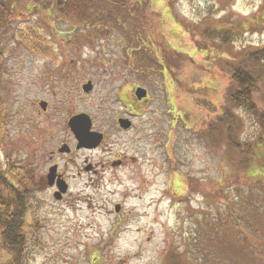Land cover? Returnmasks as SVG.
<instances>
[{
	"label": "rangeland",
	"instance_id": "obj_1",
	"mask_svg": "<svg viewBox=\"0 0 264 264\" xmlns=\"http://www.w3.org/2000/svg\"><path fill=\"white\" fill-rule=\"evenodd\" d=\"M64 1L52 16L46 1L19 15L18 30L2 38L0 170L14 181L12 172L45 171L54 161L68 187L60 199L59 189L29 194L23 264H161L171 250L193 257L195 238L198 250H211L208 264L230 261L217 241L205 242L208 226L229 232L225 203L236 200V187L243 195L251 180L263 184L264 172L233 169L198 129L225 101L229 67L264 46V0H81L80 15L63 14ZM204 25L229 29V42L204 38ZM156 34L176 50L169 69ZM259 66L254 98L264 111ZM135 85L146 100L135 99ZM234 111L241 139L253 140L257 119ZM78 113L105 135L97 146L76 148L68 121ZM120 117L132 120L129 131L119 128ZM61 143L70 151L59 153ZM10 259L0 239V264Z\"/></svg>",
	"mask_w": 264,
	"mask_h": 264
},
{
	"label": "trees",
	"instance_id": "obj_2",
	"mask_svg": "<svg viewBox=\"0 0 264 264\" xmlns=\"http://www.w3.org/2000/svg\"><path fill=\"white\" fill-rule=\"evenodd\" d=\"M63 3L65 9L63 14L80 15L83 13H80V6L83 4L81 0H65ZM35 32L31 29V36L38 40ZM230 34L227 28H216L209 25H204L201 33L207 39L217 38L219 44H227ZM161 35H155V43L166 58L164 67L169 69L167 55L176 50H173L171 44ZM36 44L31 48L36 49ZM178 57L182 56L178 55ZM242 59V61H237L236 65L230 66V70L228 69L224 103L209 110V114H214L213 118L203 122L204 125L198 130L206 146L217 151L221 160L233 169L238 171L245 169L246 166L250 168L256 165L255 168L264 172V111L258 110L254 98L261 82L262 69L259 65L264 62V46L244 53ZM239 109L251 114L259 123L260 131L251 141L241 139L243 120L237 111H234ZM1 110L3 108L0 103V126ZM250 161L252 162L249 163ZM23 172L20 169L12 172L11 175L14 178L12 181L0 170V239L2 247L11 255L8 264H23L25 253L26 241L23 226L27 198L30 194L27 189L30 180L23 177ZM250 182L245 185L246 193L243 195L239 194L243 185L234 189L235 193H238L234 200L238 199L237 203L234 201L225 203V217L221 222L223 225L230 221V224L228 222L230 231L223 232L222 226L214 221L208 226L205 242L209 239L215 240L219 243L221 250L231 253L230 261L220 259L219 264H264V183ZM244 221L247 223L246 228L243 225ZM199 241L196 242V238L194 240L195 254L193 257L180 258L183 250L179 252L171 250L164 253L161 264H197L202 257L205 258L204 264H208L206 258L211 250L209 251L205 245L198 250L199 244L196 243Z\"/></svg>",
	"mask_w": 264,
	"mask_h": 264
},
{
	"label": "flooded vegetation",
	"instance_id": "obj_3",
	"mask_svg": "<svg viewBox=\"0 0 264 264\" xmlns=\"http://www.w3.org/2000/svg\"><path fill=\"white\" fill-rule=\"evenodd\" d=\"M45 1H46V3L49 4V7H50L49 9H46L47 11H49V12H47V15L52 16V12H50V10L53 8V5H55L56 2L57 3L59 2V0H0V38H1L0 39V59H1V53L5 52V45H3V43L5 41L2 38H5V36H10V34H12V32H13V29H17L16 25L21 22L19 19V15L23 17L24 15L29 14L34 8L38 9L40 7L39 5H41V3L43 4ZM28 3H30V4H28ZM33 4L35 6H33ZM36 52L44 54V52L41 48H39ZM0 69H2L1 60H0ZM38 85L39 84H36L37 88H38ZM136 87H137V85L134 86V89ZM147 97H148V92H146L145 98H143L141 100H137V101L141 102L144 99L146 100ZM40 101H41V99L36 100L35 104H39ZM46 104H47V102H46ZM35 107H36L35 108L36 113L40 114L41 112L38 110L37 105H35ZM46 112H47V109L45 107V109L42 110V113H46ZM130 121L131 122H130V125L128 128H126V129H123L120 127L119 128L125 132L129 131L133 127L132 120H130ZM102 135H103V140H104L105 135L103 133H102ZM86 148H88V147H86ZM60 149H63L64 151L63 150L61 151ZM57 151L59 153H63V152L67 153L70 151V147H68L65 143H61L60 147L58 148ZM119 162L120 161H118V163ZM52 167H54V172H53L54 177L52 180L53 183L49 184L47 181V174L49 173V169ZM23 173H24L23 177L30 180V184H29V186H27V189L30 191L31 194L41 192L44 189H48L50 191V193L53 194L54 192H56L58 190L57 181L63 180L67 184L64 173L59 169V166L54 161H52L48 164L45 171L43 170V171L39 172L37 170H24ZM67 189H68V187H67ZM66 192L67 191H65L61 195V197Z\"/></svg>",
	"mask_w": 264,
	"mask_h": 264
},
{
	"label": "water",
	"instance_id": "obj_4",
	"mask_svg": "<svg viewBox=\"0 0 264 264\" xmlns=\"http://www.w3.org/2000/svg\"><path fill=\"white\" fill-rule=\"evenodd\" d=\"M92 88L91 82L88 80L82 85V90L84 92H89ZM134 95L137 100L142 99L143 97L146 96V89L143 87H136L134 90ZM39 106L41 109H45L46 107V102L40 101ZM130 120L126 118H118L117 123L120 128L126 129L130 125ZM68 125L71 128V131L73 132L75 138L77 139V144L76 147H95L97 146L101 139H102V134L98 132H93L91 131V121L88 115L85 113H78L76 115H73L70 117L68 121ZM62 150V149H60ZM53 172H54V167L49 169V173L47 174V181L49 184H52L53 180ZM57 186H58V193L54 194L53 196L56 199H60L61 194L66 191L67 185L66 183L62 181H57ZM115 211H118V207H115Z\"/></svg>",
	"mask_w": 264,
	"mask_h": 264
}]
</instances>
